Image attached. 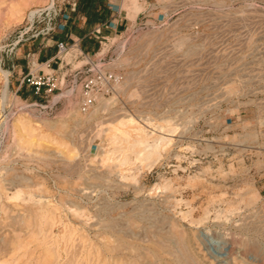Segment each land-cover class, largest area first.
Segmentation results:
<instances>
[{
  "label": "rangeland",
  "instance_id": "rangeland-1",
  "mask_svg": "<svg viewBox=\"0 0 264 264\" xmlns=\"http://www.w3.org/2000/svg\"><path fill=\"white\" fill-rule=\"evenodd\" d=\"M47 1L0 0V264H264V0H157L89 118L78 85L18 110L5 45Z\"/></svg>",
  "mask_w": 264,
  "mask_h": 264
},
{
  "label": "built area",
  "instance_id": "built-area-1",
  "mask_svg": "<svg viewBox=\"0 0 264 264\" xmlns=\"http://www.w3.org/2000/svg\"><path fill=\"white\" fill-rule=\"evenodd\" d=\"M66 3H69V0H48L45 4L28 11L25 26L15 32L13 41L5 45L6 50L16 52L30 39L50 37L56 33L60 27L59 19L64 12L63 6ZM70 5L74 6L75 3L71 2ZM157 6V0L148 3L138 13L137 18L128 20L123 30L136 25L144 26L147 23V18L150 17L149 12ZM168 15H171L169 11ZM123 30L111 29L110 32L103 33L102 26L95 27L90 35L97 41L98 47L92 53L81 49L76 40H73L71 43L57 41L55 55L44 61L39 62L30 56L27 61V71L20 76L15 87V93L19 94L20 98L23 97L22 89L27 91L24 96L27 102L20 105L18 110L29 105L51 109L58 102L53 100L54 97L62 89H67L72 93L76 85L79 87V110L81 112L90 110L100 98L115 94L119 85L123 83L124 76L112 67L114 62L111 55L104 53L103 46L108 36L117 35ZM3 48L4 46L1 47V49ZM72 48L76 50L74 60L77 62L66 68L69 62L64 61L63 56L68 54ZM32 97L34 100L28 102ZM16 112L17 109L12 114H16Z\"/></svg>",
  "mask_w": 264,
  "mask_h": 264
},
{
  "label": "crops",
  "instance_id": "crops-1",
  "mask_svg": "<svg viewBox=\"0 0 264 264\" xmlns=\"http://www.w3.org/2000/svg\"><path fill=\"white\" fill-rule=\"evenodd\" d=\"M135 1L136 5H141V9L137 12H134V0H69V3L63 6L64 12L59 19L60 27L56 33L23 44L17 54L22 52L21 58L32 56L40 62L55 55L57 41L71 43L73 40H76L81 49L92 53L98 47L97 41L90 35L95 27L102 26L103 33H108L111 29L121 31L126 27L129 19L137 18L138 13L149 2L156 0ZM71 2L75 5L71 6ZM19 62L24 63V60ZM19 62L14 60L11 67L21 75L25 73L27 63L21 65ZM22 91L27 94L25 89Z\"/></svg>",
  "mask_w": 264,
  "mask_h": 264
},
{
  "label": "bare ground",
  "instance_id": "bare-ground-1",
  "mask_svg": "<svg viewBox=\"0 0 264 264\" xmlns=\"http://www.w3.org/2000/svg\"><path fill=\"white\" fill-rule=\"evenodd\" d=\"M14 10V8H13ZM184 40V38H180V40H178L175 44V46H179V44ZM195 48H191L189 49L190 52H193ZM123 61L121 60L120 63H122ZM128 77V76H127ZM0 78H2L3 80V89H2V98L5 99L6 93H7V88H8V82H9V73L6 70H3L0 68ZM129 78V77H128ZM120 86V85H119ZM4 101V100H3ZM109 99H104L103 97L100 99V102L94 107L92 108V110H90L89 114L87 115V118L92 117L93 115H95L98 110L102 107H105L108 104ZM86 118V119H87ZM84 118L82 116L78 117V120L82 121ZM129 120H132L130 117L128 118ZM27 123L25 122V120L23 119L22 116H17L14 121H13V126L16 129V133L18 135L19 138L22 137V131L25 129ZM154 264V263H153Z\"/></svg>",
  "mask_w": 264,
  "mask_h": 264
},
{
  "label": "trees",
  "instance_id": "trees-1",
  "mask_svg": "<svg viewBox=\"0 0 264 264\" xmlns=\"http://www.w3.org/2000/svg\"><path fill=\"white\" fill-rule=\"evenodd\" d=\"M23 96H26V94L22 93Z\"/></svg>",
  "mask_w": 264,
  "mask_h": 264
}]
</instances>
